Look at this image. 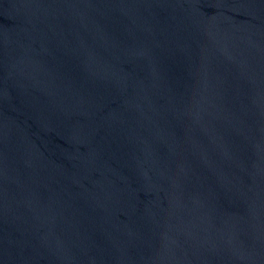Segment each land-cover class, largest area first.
Wrapping results in <instances>:
<instances>
[{"label":"water","instance_id":"water-1","mask_svg":"<svg viewBox=\"0 0 264 264\" xmlns=\"http://www.w3.org/2000/svg\"><path fill=\"white\" fill-rule=\"evenodd\" d=\"M0 264H264V0H0Z\"/></svg>","mask_w":264,"mask_h":264}]
</instances>
